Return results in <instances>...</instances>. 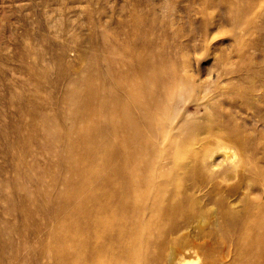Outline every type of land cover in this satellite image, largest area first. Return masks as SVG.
I'll list each match as a JSON object with an SVG mask.
<instances>
[{
	"label": "bare ground",
	"instance_id": "bare-ground-1",
	"mask_svg": "<svg viewBox=\"0 0 264 264\" xmlns=\"http://www.w3.org/2000/svg\"><path fill=\"white\" fill-rule=\"evenodd\" d=\"M241 1H225L236 29L244 25L241 17L248 13ZM160 24L163 30L166 21ZM248 31V36L257 38L239 51L242 62L228 71L237 83L229 80L230 87L222 89L215 85L222 70L215 79L196 80L193 75H180L170 63L160 77L159 72L154 77L145 67L146 59L137 60L142 64L139 71L127 63L120 70L114 63L126 57L123 46L106 39L103 46L96 44L94 49L104 51L102 58L109 65L94 66L87 84L66 80L62 85L60 99L77 105L70 116H63L66 133H60L61 125L38 109L35 117L41 124L36 127L42 141L32 148L31 138H23L22 155L13 160L12 182L19 191L15 196L20 200L23 192L27 201L36 192L43 197L34 205L44 227L35 225L31 231L55 244L54 254H13V264H147L142 258L148 255L151 231H159L160 244L172 239L178 230L175 217L188 207L198 208L209 195L206 182L239 172L241 163L250 189L257 192H251L242 210L223 215L221 234L235 242L232 264H264V131L258 134L259 127L264 129V27L254 25ZM235 34L236 41H242ZM175 46L177 42L169 44L171 54L176 53ZM88 57L92 59L91 52ZM163 57L158 54L159 60ZM128 73L135 79H127ZM92 76L103 78V83L94 85ZM75 84L76 89H67ZM192 97L202 115H190L182 108ZM34 152L49 155L43 165L35 161ZM48 168L59 174L53 191L43 180ZM64 192L69 195L58 194L55 201L53 194ZM226 192L233 197L236 188ZM50 202L52 208L47 206ZM23 204L22 223H26L28 209ZM163 219L168 226L160 223ZM14 234L25 240L20 229ZM65 243L69 250L63 249ZM19 245L26 250L24 242Z\"/></svg>",
	"mask_w": 264,
	"mask_h": 264
},
{
	"label": "rangeland",
	"instance_id": "rangeland-1",
	"mask_svg": "<svg viewBox=\"0 0 264 264\" xmlns=\"http://www.w3.org/2000/svg\"><path fill=\"white\" fill-rule=\"evenodd\" d=\"M225 1L0 0V264H13L12 255L18 253L54 254V242L31 231L35 225L44 227L42 214L34 205L43 197L34 192L28 196L27 202V195L20 192V201L15 196L19 191L12 182L16 173L13 160L22 155L23 138H31L32 148L41 140V130L36 127L41 122L36 120V111H44L56 126L61 125L59 132L66 133L63 116H70L77 110V105L60 99L62 85L66 80L87 84L91 78L89 72L94 66L102 68L109 65L102 58L104 51L94 49L105 39L112 43L116 41L125 49L126 57L114 63L120 70L127 63L139 71L142 64L137 60L146 59L145 67L154 77L158 72L160 77L171 63L176 65L180 75H193L196 80L215 79L222 70V76L219 73L221 81L215 85L220 89L230 87L226 84L229 80L235 85L236 76L228 71L234 70L237 62H242L239 51L246 49L257 38L256 34L248 36L247 31L252 30L254 25L264 27V0L241 1L248 13L241 17L244 25L238 29L226 9ZM166 10L168 16H164ZM162 19L166 24L160 30ZM170 20H174L173 26ZM236 32L242 36L241 42L236 41ZM172 42H177V46L173 47L175 54L170 53L169 44ZM90 52L92 59L88 57ZM158 54L164 57L159 60ZM126 77L135 79L133 73H128ZM119 78L120 75L117 80L121 81ZM103 80L92 76L94 85L103 83ZM245 87L242 86L243 89ZM67 89H76V84ZM194 100L190 98L182 108L190 115H202L203 110H197ZM259 131L264 129L259 127ZM34 156L35 161L43 165L49 155L34 152ZM28 160L32 161V158L28 157ZM238 168L239 172L206 182L210 196L202 198L198 208L188 207L175 217L178 230L172 239L160 244L159 231L152 230L148 237V255H143L142 259L147 264H175L176 261L180 264H232L236 245L232 239L221 234L225 225L223 215L235 208L236 211L242 210L251 192H257V189H250L251 183L245 177L243 164ZM43 180L53 191L57 188L59 174L48 168ZM35 187L36 183L32 182L31 189ZM232 187L236 188L235 195L226 196L227 189ZM58 194L69 195L67 192L54 193L53 198L56 199ZM212 197L214 202L207 203ZM29 198H32L33 204ZM219 199L224 202L219 203ZM22 201L28 209V223H22ZM47 206L52 208L54 203L50 202ZM193 213L194 217H189ZM160 223L169 225L165 219ZM18 228L26 236L24 241L14 234L19 232ZM85 233L89 234L88 231ZM23 242L26 250L21 251L18 245ZM70 248L69 243L63 244V249ZM260 250V247L256 248V251Z\"/></svg>",
	"mask_w": 264,
	"mask_h": 264
}]
</instances>
